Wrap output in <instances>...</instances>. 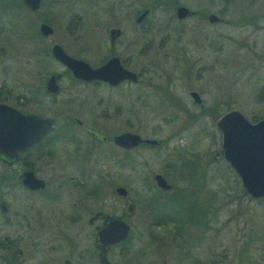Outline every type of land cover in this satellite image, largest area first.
I'll list each match as a JSON object with an SVG mask.
<instances>
[{
    "label": "rangeland",
    "instance_id": "374dc122",
    "mask_svg": "<svg viewBox=\"0 0 264 264\" xmlns=\"http://www.w3.org/2000/svg\"><path fill=\"white\" fill-rule=\"evenodd\" d=\"M182 2L193 10H219L225 23L212 27L204 22L203 29L198 30L191 26L194 18L184 22L170 21L167 12L155 11L148 20L153 30V34L148 36L152 37L150 48L133 58L130 64L135 68L146 65L149 72H142L143 79L150 78V85L141 82L114 90L74 84L64 78L55 98L44 92V78L38 79L43 75L42 71H55L59 66L47 59L46 53L43 63L42 58L39 59L41 64L36 62L33 37L21 31L25 30L26 23L31 27V18H22L18 12L10 11L14 25L21 30H7L6 3L0 0V11H3L0 13V85L8 87L11 103H14L16 95L22 93L28 98L24 110H37L56 119L55 133L47 136L43 146L33 148H37L36 152L40 151V158L32 166L38 176L48 181L46 192H27L18 182L16 174L11 178H0V198L7 206L17 210L23 206H40L43 212L55 211V220H59L57 227L62 230L72 228L61 221L63 213H68L67 209L78 199L81 204L74 206L78 209L96 206L109 209L111 206H126L127 203L132 206L246 204L254 209L252 224L264 219V214L260 217L261 213L256 211L258 208L264 213V198L243 197L238 181L222 158L220 134L214 124L217 114L180 110V105L184 106V103L191 108L187 94L191 89L200 91L205 104L219 99L229 100L247 118L258 119L261 116L259 109L264 107V66L251 53L264 49V30L253 32L233 22H238L237 12L261 10L264 14V6L258 5L259 0L252 5L245 0ZM262 21L264 25V19ZM213 34L217 35L216 40L211 39ZM143 39L141 37L138 41L139 47L144 43ZM252 42L256 47L250 52ZM102 51L97 53L102 55ZM192 58L199 59L198 78L192 75L193 68H197L190 67L193 62L189 64L190 72L184 71V59ZM89 59L95 62L99 57ZM166 83L169 91L163 90ZM163 92L172 95V101L169 102ZM55 109L59 114H55ZM66 109L85 127L98 128L108 134L129 131L155 139L158 145L140 146L124 152L114 148L110 142L97 146L91 143L88 134L70 123L69 130L76 132L77 139L76 142L71 141L65 137L71 133L61 130L66 125L62 122ZM184 163L191 164L192 168L184 166ZM19 167L20 163H17L12 169L16 172ZM189 169L194 174H190ZM154 173L163 174L172 186L171 191L157 189L152 179ZM59 182L62 184L58 185ZM117 186L126 189L125 198L114 194L113 189ZM52 191L56 193L54 200L50 195ZM85 191L92 194L88 199L81 200ZM171 194L176 198L172 204H167L166 199ZM134 227L136 233L141 225L135 222ZM257 255L255 253L251 257V264L261 261Z\"/></svg>",
    "mask_w": 264,
    "mask_h": 264
},
{
    "label": "flooded vegetation",
    "instance_id": "af4514ba",
    "mask_svg": "<svg viewBox=\"0 0 264 264\" xmlns=\"http://www.w3.org/2000/svg\"><path fill=\"white\" fill-rule=\"evenodd\" d=\"M230 1L234 2V0ZM245 1L252 5L257 0ZM259 1L261 2L258 5L263 4L264 6V0ZM5 3L4 13H7L6 24L9 25L7 30L20 29L14 25L12 12H18L19 17L22 18H31V27L29 28L26 23L25 30H20L32 35L36 46L34 51L36 62L41 64L47 58L55 62V66H59V69L55 68V71H42L43 75L38 79L44 78V92L55 98L60 92L64 78L74 84L100 86L114 90L128 84L138 85L141 82L150 85V78L143 79L142 72H149L145 68L146 65L142 64L141 68H135L130 64L133 58L150 48L149 43L152 37L148 36L153 34V30L148 20L155 11L167 12L170 21L174 19L176 22H184L194 18L191 26L198 30L203 29L204 22L212 27L225 23L223 13L221 14L219 10L213 12L206 11L204 8L193 10L188 7L191 14L181 19L177 18L175 16L177 5L186 6L182 0H39L34 10L30 9L23 0H5ZM211 13L217 15L221 21H209L208 15ZM237 13L238 22H233L235 25L250 28L253 32L264 30L262 21L264 14L261 10ZM36 21H38L37 24ZM41 25H45L47 29H41ZM141 37L145 41L139 47L138 41ZM210 37L217 39V35L214 34ZM53 45L59 46L67 56L84 61L92 68L116 59L122 68L134 73L136 80L124 79L111 85L101 80H82L74 77L67 67L52 57L51 47ZM254 47L256 44L252 42L249 48L254 49ZM101 49L104 53L99 55L97 51ZM45 53L47 57L44 59ZM251 55L264 66V49L260 52L253 50ZM92 57H99V59L91 63L89 58ZM40 58H42L41 62ZM184 60L185 72L189 71L191 62L193 63L190 67H197L199 62V59L194 58ZM199 70V66L193 68L194 78H198ZM54 73L59 75L56 80L57 91L55 94H50L45 91V83ZM168 83L164 86V91H169ZM191 92L197 94L196 100L191 96ZM163 93L167 95L169 102L172 101V95L167 92ZM187 94L191 100V108L184 103V106L180 105V110L196 114H217L214 121L215 126L216 120L221 115L232 110L241 113L251 123L264 117V107L259 109L261 116L258 119L247 118L241 110L232 106L233 103L229 100L225 102L219 99L216 100L217 102L205 104L200 91L190 89ZM10 97L8 87L0 85V104L8 105L19 113L49 117L53 124L51 131L40 141L17 153L13 160L5 161L0 157V178H11V175L16 174L18 182L27 192L43 194L49 183L34 171L32 164L40 158V151L36 152L37 148H33L44 145L47 136L55 131L56 119L43 115L37 110H24L23 106L28 98L22 93L15 96L14 103H11ZM173 97L175 98L174 95ZM57 110L55 109V114H59ZM63 113L62 122L67 126L65 125V128L62 127L61 130L71 133L70 136H65L71 141H77L74 135L76 132L69 130L73 124L77 130H83L88 134L91 143L97 146L110 142L114 148L124 152L140 146L155 147L158 145V142L153 145L141 144L130 149L116 146L111 138L118 133L108 134L98 128L85 127L78 118L72 116L69 109L64 110ZM216 129L218 130L217 127ZM33 154H35L34 157H32ZM17 163H20V167L15 172L12 168ZM228 167L244 192L243 197L249 196L242 188L236 172L229 165ZM22 171L33 172L36 177L44 181L45 186L34 190L25 187L18 179ZM166 182L169 183L167 180ZM61 184L62 182L58 183V185ZM169 185V189L166 190L155 186L160 191L169 192L172 189L170 183ZM55 194L53 191L50 194L53 200ZM91 194L85 191L80 199H88ZM114 194L120 198L126 197ZM80 204L78 199L73 206L67 209L68 213H63L61 222H66L72 227V231L69 232L71 229L62 230L57 227L59 220H55V211L43 212L40 206H23L19 210L12 209L13 206H7L5 200L0 198V264H251L250 259L255 253H258L257 256L261 258L258 264H264V219L252 224L253 206L246 204L240 206L235 203L234 206H111L109 209L105 206L89 209L74 207ZM256 211L261 213L260 217L264 214L258 208ZM110 216L119 217L127 225V233L124 238L109 244L102 253L95 245V238L97 231L108 225ZM135 222L141 225L137 227L136 233ZM108 229L109 232L113 231L112 226ZM225 235L227 237H224Z\"/></svg>",
    "mask_w": 264,
    "mask_h": 264
},
{
    "label": "water",
    "instance_id": "95a60500",
    "mask_svg": "<svg viewBox=\"0 0 264 264\" xmlns=\"http://www.w3.org/2000/svg\"><path fill=\"white\" fill-rule=\"evenodd\" d=\"M23 2L34 10L39 0H23ZM190 14L191 10L182 4L175 8V16L179 19ZM208 20L221 21L217 15L212 13L208 15ZM41 29H47V27L41 25ZM51 55L67 67L71 75L82 80L96 79L111 85L124 79L136 80L134 73L122 68L116 59L92 68L84 61L67 56L59 46L51 47ZM58 76L54 73L48 77L45 83L46 92L55 94ZM190 94L195 100L198 98L195 92ZM52 124V119L49 117L19 113L8 105L0 104V157L5 161L13 160L17 153L37 143L51 131ZM216 127L220 133L222 158L236 172L244 191L252 198L264 197V117L251 123L241 113L232 110L216 120ZM111 140L114 145L126 149L141 144L156 143L155 139L143 138L129 131L115 134ZM18 179L31 190L45 186L44 181L31 171H22ZM152 179L158 188L169 189V183L160 173H155ZM114 193L125 197L127 192L124 187L117 186L114 188ZM126 206H132V204L128 203ZM107 226L99 229L95 238V245L102 253L109 244L124 238L127 233V225L119 217L110 216ZM111 226L113 231L109 232L108 228Z\"/></svg>",
    "mask_w": 264,
    "mask_h": 264
},
{
    "label": "trees",
    "instance_id": "16d2710c",
    "mask_svg": "<svg viewBox=\"0 0 264 264\" xmlns=\"http://www.w3.org/2000/svg\"><path fill=\"white\" fill-rule=\"evenodd\" d=\"M184 166H186V167H191V164L184 163ZM191 168H192V167H191ZM189 173H190V174H194L193 172L190 171V169H189ZM242 193H244V192H242ZM189 195H190V194H189ZM175 198H176V197H174V195L171 194V195L169 196V198L167 197L168 200L166 199V201H168L167 204H172V202L175 200ZM163 201H164V203H166L165 200H163ZM164 206H167V205L164 204Z\"/></svg>",
    "mask_w": 264,
    "mask_h": 264
}]
</instances>
